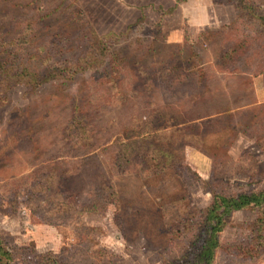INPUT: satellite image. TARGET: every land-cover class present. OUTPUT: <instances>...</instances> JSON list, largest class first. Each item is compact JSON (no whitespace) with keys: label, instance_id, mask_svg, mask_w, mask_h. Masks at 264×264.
I'll return each instance as SVG.
<instances>
[{"label":"rangeland","instance_id":"obj_1","mask_svg":"<svg viewBox=\"0 0 264 264\" xmlns=\"http://www.w3.org/2000/svg\"><path fill=\"white\" fill-rule=\"evenodd\" d=\"M262 21L264 0H0L8 263L186 264L212 193L264 191ZM94 34L105 62L76 70ZM218 239L212 264H264V204Z\"/></svg>","mask_w":264,"mask_h":264},{"label":"trees","instance_id":"obj_2","mask_svg":"<svg viewBox=\"0 0 264 264\" xmlns=\"http://www.w3.org/2000/svg\"><path fill=\"white\" fill-rule=\"evenodd\" d=\"M185 1V0H181ZM264 24V22L262 21ZM84 32V31H83ZM93 33V31H92ZM88 33L83 34V38L86 37ZM45 48V46H41ZM91 49L85 50L81 59H77L70 62V66L76 70H82L83 64L90 67L91 64L97 63V66H102L105 62L104 56L106 47L104 46L103 38H98L94 34V40L91 43ZM87 54L94 55V62H88L86 60ZM83 61V62H82ZM90 61V60H89ZM1 64V63H0ZM227 71V69H225ZM234 71V70H233ZM59 69L56 66H52L48 69L40 71L37 75L34 74V81L38 84H43L45 82L55 80L62 77L59 74ZM225 73V72H224ZM231 73V71H230ZM220 74V73H218ZM208 81V80H207ZM202 94L206 90V84H202ZM161 151V150H160ZM158 151V152H160ZM162 152V151H161ZM264 204V191L258 193H240L236 196L228 197L221 195L219 193H212V202L205 209L203 220L200 229L196 233L194 240L191 245L194 248H190L189 255L186 257V264H212L215 257L216 250L220 247L218 234L224 229L226 225V219L231 215L232 212L244 210L251 205H263ZM84 211H91V208L84 207ZM260 235V232L256 233L255 236ZM261 238V237H259ZM264 240L262 241V243ZM254 245V244H252ZM192 249V250H191ZM256 247H244V251L251 253ZM259 251V249H258ZM12 258L11 252L6 249L4 242L0 237V264H9L8 261ZM37 264H64L58 261L53 254L40 256L36 260Z\"/></svg>","mask_w":264,"mask_h":264}]
</instances>
